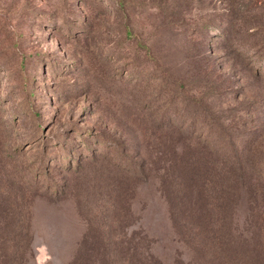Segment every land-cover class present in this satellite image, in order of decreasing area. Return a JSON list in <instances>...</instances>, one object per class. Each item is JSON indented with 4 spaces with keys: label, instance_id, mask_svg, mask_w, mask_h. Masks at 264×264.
Segmentation results:
<instances>
[{
    "label": "rangeland",
    "instance_id": "1",
    "mask_svg": "<svg viewBox=\"0 0 264 264\" xmlns=\"http://www.w3.org/2000/svg\"><path fill=\"white\" fill-rule=\"evenodd\" d=\"M0 260L264 264V0H0Z\"/></svg>",
    "mask_w": 264,
    "mask_h": 264
},
{
    "label": "trees",
    "instance_id": "2",
    "mask_svg": "<svg viewBox=\"0 0 264 264\" xmlns=\"http://www.w3.org/2000/svg\"><path fill=\"white\" fill-rule=\"evenodd\" d=\"M121 4H122V2L120 1L119 3H118V5H120L121 6ZM0 263H1V260H0ZM2 264V263H1Z\"/></svg>",
    "mask_w": 264,
    "mask_h": 264
}]
</instances>
